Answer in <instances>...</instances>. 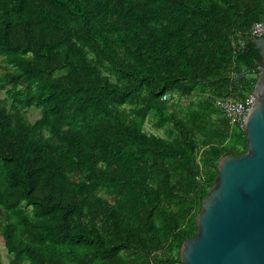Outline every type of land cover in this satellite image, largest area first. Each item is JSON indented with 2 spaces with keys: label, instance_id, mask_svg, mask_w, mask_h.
<instances>
[{
  "label": "trees",
  "instance_id": "obj_1",
  "mask_svg": "<svg viewBox=\"0 0 264 264\" xmlns=\"http://www.w3.org/2000/svg\"><path fill=\"white\" fill-rule=\"evenodd\" d=\"M258 22L264 0H0V264L178 262L247 152L215 101L254 91Z\"/></svg>",
  "mask_w": 264,
  "mask_h": 264
},
{
  "label": "water",
  "instance_id": "obj_2",
  "mask_svg": "<svg viewBox=\"0 0 264 264\" xmlns=\"http://www.w3.org/2000/svg\"><path fill=\"white\" fill-rule=\"evenodd\" d=\"M252 42L262 63L245 122L247 152L220 159L180 264H264V38Z\"/></svg>",
  "mask_w": 264,
  "mask_h": 264
},
{
  "label": "built area",
  "instance_id": "obj_3",
  "mask_svg": "<svg viewBox=\"0 0 264 264\" xmlns=\"http://www.w3.org/2000/svg\"><path fill=\"white\" fill-rule=\"evenodd\" d=\"M248 36L251 40L264 38V23L258 22L252 24ZM241 46H243V43H240V46L238 47L235 46V50H238ZM241 73H244V71ZM239 75L240 74L237 71L231 73L233 80L237 79ZM253 95L254 92H251L241 101H236L231 98H218L215 101V105L223 115L227 117L232 128L244 132L246 117L252 105ZM162 99L164 101H169L170 94H166ZM174 264H180V260Z\"/></svg>",
  "mask_w": 264,
  "mask_h": 264
},
{
  "label": "rangeland",
  "instance_id": "obj_4",
  "mask_svg": "<svg viewBox=\"0 0 264 264\" xmlns=\"http://www.w3.org/2000/svg\"><path fill=\"white\" fill-rule=\"evenodd\" d=\"M38 117H39V112L38 111H29L28 112V118L30 120L33 121V120H35ZM144 128H145V131L148 132V133H153V134L160 135V136L162 135V132L161 131L154 130L149 123H146L145 126H144ZM0 248H1V252H2L3 257H4V255H5V251H4L5 248L3 247V243H0Z\"/></svg>",
  "mask_w": 264,
  "mask_h": 264
},
{
  "label": "crops",
  "instance_id": "obj_5",
  "mask_svg": "<svg viewBox=\"0 0 264 264\" xmlns=\"http://www.w3.org/2000/svg\"><path fill=\"white\" fill-rule=\"evenodd\" d=\"M240 43H243V44H244V40L241 39V40L239 41V45H238V46H240Z\"/></svg>",
  "mask_w": 264,
  "mask_h": 264
}]
</instances>
